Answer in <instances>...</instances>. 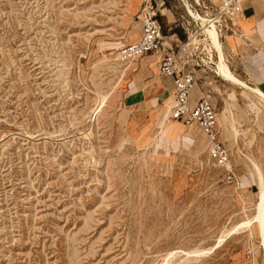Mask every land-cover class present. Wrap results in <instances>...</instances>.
<instances>
[{
	"label": "rangeland",
	"instance_id": "obj_1",
	"mask_svg": "<svg viewBox=\"0 0 264 264\" xmlns=\"http://www.w3.org/2000/svg\"><path fill=\"white\" fill-rule=\"evenodd\" d=\"M147 1L208 77L239 180L167 115L154 77L131 82L120 51ZM196 1L0 0V264H264L256 223L230 234L256 214L264 106L218 74ZM214 26L235 51L243 34Z\"/></svg>",
	"mask_w": 264,
	"mask_h": 264
},
{
	"label": "built area",
	"instance_id": "obj_2",
	"mask_svg": "<svg viewBox=\"0 0 264 264\" xmlns=\"http://www.w3.org/2000/svg\"><path fill=\"white\" fill-rule=\"evenodd\" d=\"M196 1V0H195ZM245 0H197L205 15L213 19L220 33L239 32V21L244 17L242 4ZM148 4L136 13V20L142 28L141 37L128 43L121 49L124 60L130 61L148 53H161L159 61L160 73L174 82V105L171 117L185 125L196 124L207 142V150L213 164L223 169L224 177L228 181H235L236 175L230 165L228 149L224 146L217 123L215 106L209 95L202 96L196 104L190 106L192 88L196 82L195 72L188 68L187 60L179 54L187 44L166 43L162 25L157 18L153 5ZM182 46V47H181ZM264 47V44H263ZM175 48H178L175 51Z\"/></svg>",
	"mask_w": 264,
	"mask_h": 264
},
{
	"label": "crops",
	"instance_id": "obj_3",
	"mask_svg": "<svg viewBox=\"0 0 264 264\" xmlns=\"http://www.w3.org/2000/svg\"><path fill=\"white\" fill-rule=\"evenodd\" d=\"M136 7V6H135ZM243 10H244V17L239 22V32L242 33V37L240 38V42L235 43V51H233L228 44L227 40H223V51L224 55L227 58L228 63L235 66V69H232V67L229 65L230 69L233 71V73L240 78L241 80L245 81L252 87L261 88L264 90V0H245L242 4ZM137 10V8H135ZM140 9H138L136 12H139ZM166 14V13H164ZM136 26V24L134 23ZM141 25V24H140ZM142 27V26H141ZM224 34H233L229 31L223 32ZM141 34H142V28H141ZM137 41V40H136ZM133 42V41H132ZM174 43V41H172ZM176 43V42H175ZM161 54V53H159ZM159 54L157 53H148L141 57H138L136 59L137 62V68L132 71L134 72L131 78L132 83H136L140 78H147L148 76H152L153 83L158 88V90L162 87L164 89L163 93V99L168 98L169 96L173 98L174 96V82L171 78L161 75L160 69H159V61L160 58ZM229 56V57H228ZM232 59V61L230 60ZM188 68L193 70V67L188 65ZM137 72V73H136ZM196 75V74H195ZM218 77V76H217ZM221 79V78H220ZM222 80V79H221ZM226 82V81H225ZM209 79L207 76H204V81L199 84V78L196 76V82L192 88L191 91V97H190V106L193 107L196 102L207 93V86L209 85ZM229 83V82H227ZM232 85V84H231ZM139 87V86H138ZM234 87V86H233ZM236 88H239L235 86ZM241 87V86H240ZM140 88V87H139ZM241 89L239 96L243 98L241 95ZM246 89V88H244ZM243 89V91H245ZM133 91H135V87L132 88ZM249 93L255 94L254 92H251L250 90L246 89ZM146 88H143L141 86V93L145 92ZM232 92L231 94H233ZM246 93V91H245ZM145 94H141L140 102H143L146 100ZM235 97H232L235 101H237L238 96L234 93ZM210 96V95H209ZM258 96V95H257ZM211 99V98H210ZM245 100L247 97L244 98ZM172 100V99H171ZM170 100V101H171ZM211 102L213 103L212 99ZM245 102V106L247 110H252V105L247 106ZM170 105L167 103V106ZM214 105V103H213ZM225 106V105H224ZM230 107V106H229ZM254 108H258L257 106H253ZM231 108V107H230ZM259 109V108H258ZM257 109V110H258ZM232 110V109H231ZM264 109L259 110V113L262 114L264 112ZM216 111V117H217V123L219 127L220 132V118L219 114L215 108ZM233 112V111H232ZM229 112L228 110L224 111V117L226 115L228 116ZM263 116V115H262ZM234 117V116H233ZM264 117V116H263ZM133 120V119H131ZM183 124V123H182ZM185 125V124H184ZM186 127L190 128H196L200 134L202 135L206 148H207V142L205 140V137L203 136L201 130L196 124H190L186 125ZM220 138L224 144V146L228 149L229 152V158L231 161V154L230 150L225 144V141L222 139L221 134ZM234 171V174L236 175V178L239 180L240 177H238V174L240 175V172L236 170L235 168H232ZM240 182V181H239Z\"/></svg>",
	"mask_w": 264,
	"mask_h": 264
},
{
	"label": "bare ground",
	"instance_id": "obj_4",
	"mask_svg": "<svg viewBox=\"0 0 264 264\" xmlns=\"http://www.w3.org/2000/svg\"><path fill=\"white\" fill-rule=\"evenodd\" d=\"M146 8L148 9V7H146ZM198 17H200V19L202 21V27L207 33V39L210 41L212 48L215 49L218 53V56H219V63H218V67H217L218 74L220 76H222L223 78H225L226 80H228V81H230L236 85H239L243 88H246V89L250 90L251 92L256 93L260 97V101H261L262 105L264 106V90H262L261 88L252 87L251 85H249L245 81L238 78L233 73V71L230 69L229 65L227 64L226 59H225V55H224V51H223V45H222V42H221L220 37H219L220 35L218 34L216 27L214 26L213 19L209 20V19L204 18V17L199 16V15H198ZM133 42H135V41H133ZM128 43H131V42H127L125 45H127ZM125 45H123V46H125ZM120 54H121V51H120ZM157 54H159V52ZM121 58H122L123 62L126 61L123 59L122 55H121ZM136 59L126 62L127 66H128L127 71H134L137 68L138 64L136 62ZM208 97H210V96H208ZM169 104L170 105L168 108V114L167 115L171 114V109L174 105V96L172 98V101ZM98 112H99V110H98ZM235 131L237 132L238 129L236 128ZM257 170H258V173L260 175V178H259L258 200L256 202V207H255L256 214L252 219H248L246 221H243L238 226L233 227L230 234L235 233L236 231H238L242 227H251L254 223H256L258 226V229H259L260 239H261L262 244L264 246V177H263L260 169L257 168ZM224 239H225L224 237H223V239L221 238L218 242V245H220ZM165 264H168V262H166Z\"/></svg>",
	"mask_w": 264,
	"mask_h": 264
}]
</instances>
